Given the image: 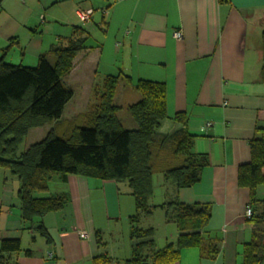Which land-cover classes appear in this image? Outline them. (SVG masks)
<instances>
[{
  "label": "crops",
  "instance_id": "crops-1",
  "mask_svg": "<svg viewBox=\"0 0 264 264\" xmlns=\"http://www.w3.org/2000/svg\"><path fill=\"white\" fill-rule=\"evenodd\" d=\"M80 8L92 9L86 25L80 22ZM79 26L88 35L86 87H91L87 83L91 79L97 88L98 79L119 73L133 82H164L167 117L159 131L181 128L175 114L186 112L188 129L195 134L193 151L209 156L200 180L190 187L176 189L161 174L154 175L158 188L154 183L152 204L172 196L185 203L210 204L212 215L203 234L220 244L215 260L189 247L171 264H238L253 230L245 215L249 189L238 184V169L251 158L249 141L256 127H264V82L260 81L264 0H3L0 53L4 43L29 29L32 56L37 58L67 44ZM176 30H181V39L174 36ZM139 99L133 83L120 82L114 96L118 115ZM53 125L38 128L43 129L41 139ZM135 126L131 118L126 128ZM19 184L17 177L0 167V248L4 239H19L22 247L0 252V264H91L102 252L116 260L131 256L130 216L135 202L126 182L77 174L62 180L53 175L47 190L35 196L65 194V204L30 222L21 213ZM258 196L264 198L261 186ZM158 209L163 211L155 208L142 225L155 229L156 244L162 247L174 242L179 232L175 223L166 221L164 211L163 225L155 223ZM40 223L51 241L37 231Z\"/></svg>",
  "mask_w": 264,
  "mask_h": 264
},
{
  "label": "trees",
  "instance_id": "trees-1",
  "mask_svg": "<svg viewBox=\"0 0 264 264\" xmlns=\"http://www.w3.org/2000/svg\"><path fill=\"white\" fill-rule=\"evenodd\" d=\"M87 39L85 28L77 27L67 44L41 53L36 66L6 61L13 40L1 50L0 167L8 169L20 182L17 195L23 219L30 222L62 209L65 194L35 196V192L47 190L53 175L62 180L77 174L126 182L135 202V212L130 216L131 256L116 260L108 252H102L91 264H171L180 258L183 248L189 247L199 248L202 257L215 260L220 244L203 234L212 215L210 204L185 203L177 196L160 204L151 201L155 174H161L176 189L190 187L200 180L202 170L209 164L207 153L193 151L195 134L188 129L186 112L175 114V119L183 123L181 128L167 133L159 131L167 117L164 82L147 79L133 82L125 74H108L97 93V102L89 111L76 115L66 128H58L66 104L74 94L63 77L72 70L75 57L86 49ZM262 42L260 81L264 82V33ZM120 79L133 83L140 94L139 100L127 106L136 125L132 129L124 126L118 115L119 106L114 103ZM52 123L54 127L42 139L20 150L32 128ZM249 145L251 158L240 164L238 184L249 189L253 213L247 221L253 230L250 240L243 244L238 264H264V198L258 196L259 187L264 185V127H256ZM157 207L163 209L166 221L175 223L179 232L174 242L162 247L156 244L155 229L142 225V220L150 217ZM36 229L47 241L52 240L43 223ZM96 233L98 243L103 246L100 231ZM21 248L19 239H4L0 252Z\"/></svg>",
  "mask_w": 264,
  "mask_h": 264
},
{
  "label": "rangeland",
  "instance_id": "rangeland-1",
  "mask_svg": "<svg viewBox=\"0 0 264 264\" xmlns=\"http://www.w3.org/2000/svg\"><path fill=\"white\" fill-rule=\"evenodd\" d=\"M91 19V18H90ZM80 22L82 25H86L89 22L82 21L80 19ZM29 29L23 30L21 32V37L17 40L10 39V42L8 44H3V48H6L11 41L13 40L12 46L8 49L6 53V61L11 62L14 64H23L26 66H36L38 62V57L35 58L32 56V48L34 46V41L30 38L31 34L29 33ZM0 43H3L2 40H0ZM1 48V49H3ZM22 50L26 51V54L23 55ZM50 61L53 63V58H50ZM73 71L72 73H70ZM67 75L63 77L64 82L71 87L73 90V97L71 100L66 104V107L64 109V112L59 119V121H62L59 123V129H64L68 126L69 122L71 119H73L76 115L79 113L83 112L86 113V110L89 111L90 107H92L96 102H97V93H100L102 90V80H97L95 88V80H90L87 83H91L94 86L93 89L89 86V88L86 87V49L82 50L74 59V66ZM91 74V73H90ZM122 84H127L128 82L124 79H120L119 83ZM119 85V84H118ZM87 88V89H86ZM119 115L123 119V124L124 126H128L129 120H131V115L129 114L128 110L124 108L119 112ZM66 121V122H63ZM45 128H47V125H44ZM41 126V127H44ZM57 126V125H56ZM54 127V125H53ZM39 127L32 128L28 135L25 137L24 141L22 142L20 146V150H24L27 148L30 144L39 141L41 139V134L40 131L43 129H38ZM39 130V131H38ZM50 130V129H49ZM48 130V131H49ZM158 175L155 178V186L158 188V180H156ZM157 182V183H156ZM261 187L264 188V185ZM156 197L159 198V190L156 189L155 191ZM158 200V199H157ZM155 199V201H157ZM163 211L157 210L155 213V223L158 225H163L162 221L160 220L162 218ZM159 227V226H158ZM161 226L158 228L160 229Z\"/></svg>",
  "mask_w": 264,
  "mask_h": 264
},
{
  "label": "built area",
  "instance_id": "built-area-1",
  "mask_svg": "<svg viewBox=\"0 0 264 264\" xmlns=\"http://www.w3.org/2000/svg\"><path fill=\"white\" fill-rule=\"evenodd\" d=\"M78 14H79V17H80V19H81L82 21L90 22V20H91L90 18H91V14H92V9H91V8H87V9H82V8H80V9L78 10ZM174 36H175L176 38H178V39H181L182 36H183V34H182L181 30H176V31L174 32ZM252 213H253L252 208H251L250 205H248V206L246 207V210H245V215H246V217L251 216Z\"/></svg>",
  "mask_w": 264,
  "mask_h": 264
}]
</instances>
